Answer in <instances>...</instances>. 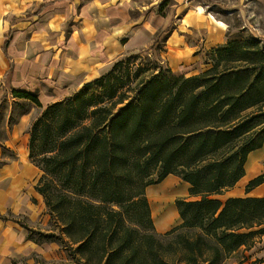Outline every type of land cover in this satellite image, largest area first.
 Listing matches in <instances>:
<instances>
[{"label": "trees", "instance_id": "obj_1", "mask_svg": "<svg viewBox=\"0 0 264 264\" xmlns=\"http://www.w3.org/2000/svg\"><path fill=\"white\" fill-rule=\"evenodd\" d=\"M213 55L210 68L190 77H147L121 60L46 107L36 94L12 93L43 109L29 138V158L44 155L32 162L42 172L36 190L81 260H92L88 252L98 264H224L261 241L264 197H219L264 146V50L258 39L239 38L211 50L206 66ZM170 175L199 200H177L183 223L161 235L146 189ZM262 184L264 173L246 194ZM157 239L177 244L175 255L162 256Z\"/></svg>", "mask_w": 264, "mask_h": 264}, {"label": "crops", "instance_id": "obj_2", "mask_svg": "<svg viewBox=\"0 0 264 264\" xmlns=\"http://www.w3.org/2000/svg\"><path fill=\"white\" fill-rule=\"evenodd\" d=\"M237 1L239 14L252 13L254 0ZM167 28L163 57L175 73L200 74L208 53L229 41L228 24L201 0H0V112L5 100L25 101L14 98V91L36 94L43 107L64 99L107 73L114 63L104 73L101 65L124 49L147 43ZM24 117L11 126L7 117L0 129V143L14 156L6 160L0 154V264L28 263L33 254H43L28 239V225L40 222L45 203L36 190L42 172L29 158ZM263 161L264 146L249 155L245 176L226 192L227 199L264 197V184L245 194L248 183L264 173ZM173 177L161 186L172 187ZM161 198L154 205L160 210L165 208ZM175 206H170L169 227L160 233L180 222Z\"/></svg>", "mask_w": 264, "mask_h": 264}, {"label": "rangeland", "instance_id": "obj_3", "mask_svg": "<svg viewBox=\"0 0 264 264\" xmlns=\"http://www.w3.org/2000/svg\"><path fill=\"white\" fill-rule=\"evenodd\" d=\"M203 2L209 3L211 5L212 12L216 14L218 18L225 21L229 26V40L239 39V38H255L258 39V43L260 47L264 50V3L258 2L256 0L252 1L251 10L252 13L245 15L244 18L241 14H239L237 0H201ZM171 6V5H170ZM167 7V11L170 8ZM235 10V11H234ZM237 10V11H236ZM167 29H161L157 31L147 43L136 45L135 47L124 49L120 55L112 58V60L104 63L101 69V73L109 70L112 64L129 59L132 63L130 67L132 69L145 68L147 72H144V75L149 77L150 75H162L163 77H168L171 74L176 75L178 77H190L185 70L180 69V72H173L168 65V62L164 59L163 54L166 51L165 41L168 35ZM71 29H67V37ZM212 63L204 68L208 69L213 64V59L217 60V57L213 55ZM219 59V58H218ZM115 60H117L115 62ZM113 64V65H114ZM149 69V70H147ZM203 72V71H202ZM201 72V73H202ZM98 77V76H96ZM96 79V78H95ZM74 89L67 93V96H71L77 93L80 89ZM43 109L36 107L34 104L25 101H8L5 100L1 105L0 112V129L3 128V123L7 117H9L10 126L16 122L23 116L25 121L29 123L28 134L30 138V129L32 124L41 116ZM10 115V116H9ZM3 134L4 131H1ZM36 155L39 154V150H35ZM0 154H2L3 159L13 158V154L10 150H6L3 147L2 143H0ZM41 158L37 157L35 159H30L35 165L38 163ZM264 165V161H263ZM42 176V174H41ZM156 178V177H154ZM175 182L170 184V186H161V184L149 186L146 189V194L148 200L150 201V207L152 212V218L154 219V228L156 233L164 235L175 228H178L183 221L180 222L176 226H171V228L165 232L160 233L159 230H163L166 227H169L170 221L172 220V211L170 206L174 204L179 199L186 200H199V198L191 197L189 195L190 186L184 182H182L179 178L173 177ZM246 194V193H245ZM163 195L164 197H162ZM160 196V197H159ZM162 197V198H161ZM160 198L162 201H165V208L160 210L162 206H158L157 208L154 206L155 204H160ZM222 201H226L227 194L219 197ZM45 203V202H44ZM152 203V204H151ZM176 207V206H175ZM117 209L116 207H114ZM177 210V209H176ZM31 230H33V240L40 242L38 244L43 248V254L35 253L32 255L30 261L28 263L23 264H79L77 263V259L82 261L84 264H98V255L95 253H91L89 255L88 252L85 253L84 257H92V260L88 262L87 260H81L83 256H77V245L71 243L66 236L63 234V226L59 221L53 216V214L48 210L46 205H44V209L41 212V220L37 222L35 225H28ZM184 232V231H181ZM52 236V237H51ZM51 237V239H47ZM47 240H54L55 242H46ZM181 239H178L180 241ZM158 251L162 256L172 257L178 250V245H170V242L166 239L159 240L157 239V243H155ZM264 259V236H262L261 241L252 249L245 250L241 249L239 252L229 255L224 264H255L256 260Z\"/></svg>", "mask_w": 264, "mask_h": 264}]
</instances>
